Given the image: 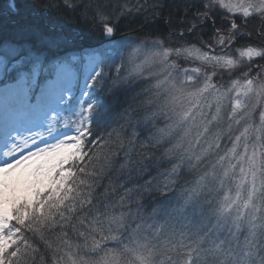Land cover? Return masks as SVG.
I'll return each mask as SVG.
<instances>
[{"label": "snow or ice", "instance_id": "6c2138e0", "mask_svg": "<svg viewBox=\"0 0 264 264\" xmlns=\"http://www.w3.org/2000/svg\"><path fill=\"white\" fill-rule=\"evenodd\" d=\"M165 7L214 43L118 40L126 13L92 0L45 11L98 46L0 9V264H264V0Z\"/></svg>", "mask_w": 264, "mask_h": 264}, {"label": "trees", "instance_id": "16d2710c", "mask_svg": "<svg viewBox=\"0 0 264 264\" xmlns=\"http://www.w3.org/2000/svg\"><path fill=\"white\" fill-rule=\"evenodd\" d=\"M128 1V0H127ZM49 0H17L18 5L29 14H43L45 20L53 25L62 26L66 30L83 31L87 35V43L92 45H100L103 42V37L98 32H89L84 29L83 25L79 22V14L72 13L71 10L67 11H45V6ZM55 4L63 8V0H54ZM101 3L110 7L111 10L117 14L120 11L126 14L121 16L118 32L121 35L134 37L138 40H153V39H166L169 43L174 45H191L198 42L200 47H206L210 42H213V35L210 28H205L202 31H197L191 35L187 31V26L190 23L183 15L177 14L175 8L169 9L167 7L161 9H154L153 5L158 4H172L174 0H134L130 4V10H123L126 0H92V3ZM179 2V0H175ZM9 0H0V9H6ZM139 9V11H137ZM156 11L158 15L154 16L153 12ZM171 11L172 15L169 16ZM222 21L217 22L215 27L219 28ZM184 32V38L180 39L179 33ZM252 39L259 45L262 42L257 35L253 34ZM245 41L237 45H244Z\"/></svg>", "mask_w": 264, "mask_h": 264}, {"label": "rangeland", "instance_id": "374dc122", "mask_svg": "<svg viewBox=\"0 0 264 264\" xmlns=\"http://www.w3.org/2000/svg\"><path fill=\"white\" fill-rule=\"evenodd\" d=\"M133 1L134 0H128V1L126 0V3H125L126 7H123V10L125 9V10L129 11L130 10L129 2L131 4V3H133ZM124 37H128V36L121 35V34L118 33L117 36H116V39L120 40V39H123ZM128 38H130L132 40H135L137 42V44H139L141 41H149V42L151 41L150 39H147V40H138V39H136L134 37H128ZM252 41H254V43H250L249 46H253V47H260L261 46L258 43H256V41L254 39H252ZM212 43H214V41ZM246 43H248L247 40H245L244 44H246ZM191 45H193V44H191ZM194 45L200 47L198 45V42H195ZM242 46L241 45L239 46V45L236 44V45H234V48H239V47H242ZM135 47H136V45H133V48H135ZM150 51H151L150 48H142L139 52L133 53V59L136 60L137 63L143 62L144 60H146L150 56ZM216 51L219 52V49L217 48ZM137 57H139L138 60L136 59ZM255 59L256 60H259V58H255ZM259 63L260 64H264V60H260ZM254 67H255V65H254ZM214 79H216V81L218 83H221V82L226 83L227 82V75L223 78V80H221V77L220 76H217ZM89 83H91V81H89ZM77 84H78V88H77V91H76V93H77L76 94V97H79L80 91H81V89L83 87V84H84V74H83V72H81L80 77H79V80L77 81ZM63 108L60 111L58 118L61 119V121H65V123H69L71 121L70 119H73V116L71 114H65V110L63 111ZM74 111H75V106L72 105V108H71L72 114H73Z\"/></svg>", "mask_w": 264, "mask_h": 264}]
</instances>
